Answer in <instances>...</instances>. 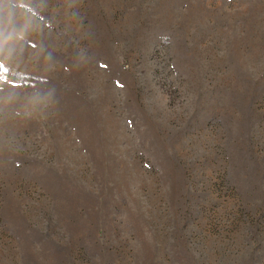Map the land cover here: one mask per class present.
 Masks as SVG:
<instances>
[{
	"label": "rangeland",
	"instance_id": "374dc122",
	"mask_svg": "<svg viewBox=\"0 0 264 264\" xmlns=\"http://www.w3.org/2000/svg\"><path fill=\"white\" fill-rule=\"evenodd\" d=\"M0 264H264V0H0Z\"/></svg>",
	"mask_w": 264,
	"mask_h": 264
}]
</instances>
